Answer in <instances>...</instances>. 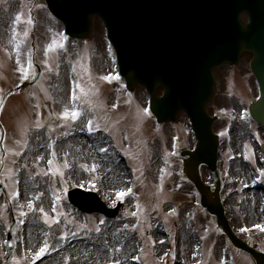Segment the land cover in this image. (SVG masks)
Returning a JSON list of instances; mask_svg holds the SVG:
<instances>
[{
	"label": "rangeland",
	"instance_id": "374dc122",
	"mask_svg": "<svg viewBox=\"0 0 264 264\" xmlns=\"http://www.w3.org/2000/svg\"><path fill=\"white\" fill-rule=\"evenodd\" d=\"M29 56L41 67L39 80L11 93L0 114L6 130L3 154L0 148V264H40L43 254L37 255L45 242V253L56 252L54 264H120L119 256L131 264H256L228 243L181 175L179 150L196 143L187 112L157 125L143 86L128 93L115 75L101 79L110 77L117 59L100 17L93 16L86 39L76 40L42 0H0V95L25 81L17 60L27 68ZM251 59L244 52L236 64L215 68L216 90L208 107L219 116L214 130L221 140L227 215L243 238L264 251V230L257 227L264 219L257 221L245 195L253 188L264 201V127L249 112L259 96ZM75 111L81 115L73 120ZM239 161L246 181L234 167ZM202 173L213 182L207 167ZM76 186L99 192L110 207L121 201L119 213L79 210L67 197ZM13 219L15 246L7 261L6 233ZM78 242L81 246L73 247Z\"/></svg>",
	"mask_w": 264,
	"mask_h": 264
},
{
	"label": "water",
	"instance_id": "95a60500",
	"mask_svg": "<svg viewBox=\"0 0 264 264\" xmlns=\"http://www.w3.org/2000/svg\"><path fill=\"white\" fill-rule=\"evenodd\" d=\"M50 10L72 36L86 37L91 15L107 24L121 73L132 90L137 83L150 93L151 110L158 122L175 120L186 109L198 139L195 150L184 149V172L201 193L202 205L217 216L219 227L236 247L264 264V252L237 236L227 218L220 191L223 180L218 167L219 136L213 131L217 116L207 104L215 91L213 68L222 62H237L244 50L253 53L251 68L260 84V98L250 105L254 119L264 125V0H47ZM250 21L243 24L240 13ZM163 86V95L157 88ZM17 88L10 89L6 97ZM3 104H0V108ZM2 140L4 137L3 126ZM264 151V144H263ZM206 164L215 176V189L206 184L200 166ZM71 202L83 210L115 215L93 191H69ZM12 228V226H11ZM13 247L12 232L8 233Z\"/></svg>",
	"mask_w": 264,
	"mask_h": 264
},
{
	"label": "bare ground",
	"instance_id": "6f19581e",
	"mask_svg": "<svg viewBox=\"0 0 264 264\" xmlns=\"http://www.w3.org/2000/svg\"><path fill=\"white\" fill-rule=\"evenodd\" d=\"M78 139V140H77ZM75 141H80L79 137H74ZM234 167L237 169V174L239 177L243 178L245 181L247 179V170L245 168V164L241 163H235ZM117 177L121 181H124V176L122 174V171L120 168H118L117 172ZM122 183V182H121ZM120 183V184H121ZM249 188V186H248ZM245 195L247 196V201L249 203H252L253 210L256 212L255 216L257 221L261 222L264 219V201L262 200V197L259 196L257 191H254L253 188H250V190H247ZM33 226H30L28 228V234L29 236L32 234ZM32 239V238H31ZM191 240H192V247L194 248V243H195V237L191 235ZM79 248L81 246V243H74L73 247ZM120 257V264H131L126 257L119 256ZM56 252L50 251L46 252L42 255L40 258V264H54L56 262ZM90 261L94 262L95 259H89L88 262L91 263Z\"/></svg>",
	"mask_w": 264,
	"mask_h": 264
},
{
	"label": "snow or ice",
	"instance_id": "6c2138e0",
	"mask_svg": "<svg viewBox=\"0 0 264 264\" xmlns=\"http://www.w3.org/2000/svg\"><path fill=\"white\" fill-rule=\"evenodd\" d=\"M17 19H20V17H17ZM28 22H29V23H32L31 19H30ZM16 34H18V33H14V35H16ZM65 39H66V38H65ZM57 47H61V48H62V47H64V45L60 44V45H57ZM48 51H52V45H49ZM17 53L19 54V46H18V45H17ZM17 64L20 65V67H19L18 70H19V72H20V74H21L20 78H21L22 80H29L30 78H33V77L31 76V69H32V67H33L34 65H33V62H32V59H31V56H29L28 63H27V68H25L24 65L20 64V61H19V60H17ZM101 79H104V80H111V77L105 76V77H102ZM115 79L118 80V79H119V76H116ZM81 92H83V89H82V88H81ZM72 99H73V100L76 99L75 94H73ZM0 104H3V96H2V95H0ZM2 111H3V109L0 108V112H2ZM145 111H146V110H145ZM80 115H81L80 112L75 111V112H72V113H71V118H72L73 120H75V119H78ZM68 116H69V112L66 110V111L64 112V117H65V118H68ZM36 126H37V127H43V125L40 124L39 122L37 123ZM91 126H92V121L90 120V121H89V127H91ZM102 151H104V150L102 149ZM16 154L19 155V153H16ZM54 154H55V153H53V155H54ZM0 163H2V161H0ZM93 170H94V169H93ZM45 174H47V173H45ZM262 175H264V173H262ZM127 191H128V193H131L132 190H131V189H128ZM14 195H15L16 197H18V196H19V192L17 191ZM117 195L120 196L121 198H123V197L126 195V193H125V192H119V193H117ZM20 207H23V206H20ZM29 207H33V208H34V205H31V204H30ZM138 207H139V206H138ZM40 211L43 212L44 210L41 208ZM21 215L24 216V215H27V213L22 212ZM133 215H135V213H133ZM257 227H260V228H262V230H264V226L257 225ZM96 231L98 232V231H100V230L97 228ZM244 231H247V229H244ZM64 238H66V237H64ZM5 243L7 244V241H5ZM153 243H154V242H153ZM161 243H163V241H161ZM48 247H49V245L45 242L44 246L41 247L40 250H39V254L37 255V259L40 258V255H42V254L45 253V250H46ZM137 259H139V258L137 257ZM33 264H35L34 261H33Z\"/></svg>",
	"mask_w": 264,
	"mask_h": 264
}]
</instances>
